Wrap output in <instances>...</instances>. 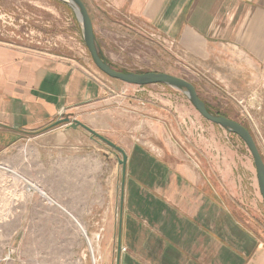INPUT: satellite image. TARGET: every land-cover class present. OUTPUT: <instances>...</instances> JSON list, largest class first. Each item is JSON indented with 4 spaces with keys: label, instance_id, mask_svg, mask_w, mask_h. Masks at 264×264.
Wrapping results in <instances>:
<instances>
[{
    "label": "rangeland",
    "instance_id": "1",
    "mask_svg": "<svg viewBox=\"0 0 264 264\" xmlns=\"http://www.w3.org/2000/svg\"><path fill=\"white\" fill-rule=\"evenodd\" d=\"M87 1L90 5L91 0ZM94 1L111 10L120 22L114 31L123 36L122 42L111 49L119 58L107 53L117 64L114 68L127 72H165L192 82L212 112L248 128L264 160V82L261 88L245 93L226 88L210 72L181 57L172 38L150 24L134 20L124 11H116L110 0ZM0 40L54 55L78 56L84 52L96 68L84 43L80 21L64 0H0ZM101 76L112 82L116 92L110 93L114 100L103 107V112H84L81 119L126 152L124 190L123 169L119 164L122 155L118 151L100 140L95 139V144H91L86 138L92 135L82 128L71 132V139L59 135L71 130L73 120L25 136L14 149L0 155L3 180L0 193L6 189L10 195L8 219L0 223V253H11L14 264H117L122 196L123 226L125 217L133 215L147 227V222L137 217L136 212L141 209L129 203V199L136 189L138 195L151 191L157 196L156 190L162 192L155 177L163 159L176 165L177 173L191 177L195 184L212 194L213 201L198 197L199 211L210 210L213 204L212 225L226 226L228 219L220 214L226 212L229 222L239 225L264 245V199L245 142L204 119L179 88L155 84L141 90L103 73ZM173 116L170 123L174 128L164 129L161 121ZM167 133L176 139L173 145L164 141ZM171 146L181 147L185 152L176 155ZM153 147L167 148L168 154L148 151ZM63 148L67 149L61 151ZM137 148L144 155L149 152L148 162L142 154H136ZM84 154L103 164L100 177L91 182L82 181L80 176L71 177L65 160L75 155L84 158ZM1 167L18 172L22 179L14 178ZM150 169L153 182L148 176ZM129 178H134L141 187H129ZM70 179L77 181L73 180V184ZM57 205L75 215L92 208L95 212L91 218L80 220L72 214L78 225ZM141 238L136 243H141ZM129 242L130 237L126 242L122 230V247L128 248Z\"/></svg>",
    "mask_w": 264,
    "mask_h": 264
},
{
    "label": "crops",
    "instance_id": "2",
    "mask_svg": "<svg viewBox=\"0 0 264 264\" xmlns=\"http://www.w3.org/2000/svg\"><path fill=\"white\" fill-rule=\"evenodd\" d=\"M84 1L101 56L113 67L117 64L109 55L119 58L111 49L122 42L123 36L114 31L120 22L112 16L111 10L94 0L90 5ZM110 2L116 11H124L134 20L150 24L172 38L181 57L210 72L226 88H237L242 93L261 88L264 82V0ZM93 67L84 52L78 56L54 55L0 40V155L14 149L29 134L53 128L64 121L82 122L84 112H103V107L114 100L110 91L116 90L112 88V82L105 80ZM146 87L149 86H138L141 90ZM170 121H174V116L161 121L164 129L172 127ZM78 128L64 130L59 135L71 139V132H78ZM86 140L95 144L92 136ZM173 140L176 141L171 133L164 137L168 144L173 145ZM171 147L176 155L185 152L181 147ZM49 151L55 149L49 148ZM138 151L137 148L136 154H142L140 156L148 162L149 152L144 155ZM148 151L165 155L169 150L153 147ZM84 156L65 158L69 175L91 182L100 177L103 164L99 159ZM190 165L187 166L191 168ZM158 168L155 178L162 192L156 190L157 196L151 191L138 195V189L132 190L129 203L139 206L141 210L136 213L140 216L136 215L148 226H142L133 215L125 217L123 237L126 242L130 237V244L129 251L121 248L120 264H264L263 243L247 235L239 225L229 222L228 213L220 212L221 218L228 219L226 226L216 227L212 225V203L210 210L199 211L198 197L206 200L209 197L213 201L212 194L204 186L200 188L191 177L177 173L178 167L166 163L165 159L159 161ZM148 171V176L153 175V170ZM73 180L77 181L70 179V183ZM128 182L129 187L140 186L134 178H129ZM57 206L79 220L89 219L95 212L92 208L75 215L67 205L73 216ZM139 236H142V242L136 243Z\"/></svg>",
    "mask_w": 264,
    "mask_h": 264
},
{
    "label": "water",
    "instance_id": "3",
    "mask_svg": "<svg viewBox=\"0 0 264 264\" xmlns=\"http://www.w3.org/2000/svg\"><path fill=\"white\" fill-rule=\"evenodd\" d=\"M64 1L67 2L74 9L82 27L84 43L90 53L94 65L100 72H102L104 75H106L107 77L113 80H117L128 85L148 86L155 84H165L170 87L179 88L185 92V94L188 96L189 100L195 107V109L200 113V115L204 119H206L207 121L213 124L219 125L239 136L245 142L246 146L248 147L253 157V162L257 172V179H258L260 193L262 198L264 199V160L253 135L246 126H244L243 124L239 123L236 120L212 112L208 107V105L205 103V101L199 96L195 85L185 78L178 77L176 75L165 72H125V71L117 70L116 68L112 67L108 63V61L101 56L94 33L93 22L84 1L83 0H64ZM70 127L83 128L92 135L93 139L100 140L106 143L108 146L115 149L122 155V160L119 161V164L122 165V169H123L122 188L124 190L125 179H126V168L128 162V156L126 152L121 147L113 143L111 140L99 134L96 130H94L93 128L89 127L88 125H86L81 121L74 120L70 124ZM123 202H124V194L122 196L121 217L119 223V236H118L117 259H116L117 264H120L121 262ZM73 219L79 225L76 219L75 218Z\"/></svg>",
    "mask_w": 264,
    "mask_h": 264
},
{
    "label": "bare ground",
    "instance_id": "4",
    "mask_svg": "<svg viewBox=\"0 0 264 264\" xmlns=\"http://www.w3.org/2000/svg\"><path fill=\"white\" fill-rule=\"evenodd\" d=\"M1 169L10 172L14 176V178H17V179L18 178H21L22 179V177L16 171L10 170V169L5 168V167H1ZM1 179L2 178H1V175H0V182L2 183L3 180H1ZM20 198L21 197H19L18 200ZM9 210H10V195L7 194L6 189H5L4 191H2L0 193V223H1V220L4 221V220H7L8 219Z\"/></svg>",
    "mask_w": 264,
    "mask_h": 264
},
{
    "label": "built area",
    "instance_id": "5",
    "mask_svg": "<svg viewBox=\"0 0 264 264\" xmlns=\"http://www.w3.org/2000/svg\"><path fill=\"white\" fill-rule=\"evenodd\" d=\"M125 91L123 92V94ZM0 264H14V260L12 258V254H4L0 253Z\"/></svg>",
    "mask_w": 264,
    "mask_h": 264
},
{
    "label": "trees",
    "instance_id": "6",
    "mask_svg": "<svg viewBox=\"0 0 264 264\" xmlns=\"http://www.w3.org/2000/svg\"><path fill=\"white\" fill-rule=\"evenodd\" d=\"M125 72H127V71H125ZM221 115V114H220Z\"/></svg>",
    "mask_w": 264,
    "mask_h": 264
}]
</instances>
